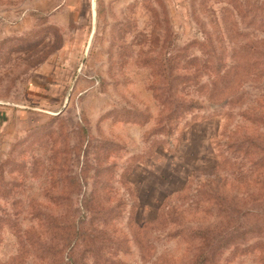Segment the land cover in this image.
<instances>
[{
	"label": "rangeland",
	"instance_id": "obj_1",
	"mask_svg": "<svg viewBox=\"0 0 264 264\" xmlns=\"http://www.w3.org/2000/svg\"><path fill=\"white\" fill-rule=\"evenodd\" d=\"M200 249L264 264V0H0V264Z\"/></svg>",
	"mask_w": 264,
	"mask_h": 264
},
{
	"label": "trees",
	"instance_id": "obj_2",
	"mask_svg": "<svg viewBox=\"0 0 264 264\" xmlns=\"http://www.w3.org/2000/svg\"><path fill=\"white\" fill-rule=\"evenodd\" d=\"M209 247H213V246L210 245ZM202 250L203 249H200V251L197 252V254L192 259V263L190 264H207L210 261V259L212 260L211 253L208 250L207 252Z\"/></svg>",
	"mask_w": 264,
	"mask_h": 264
}]
</instances>
